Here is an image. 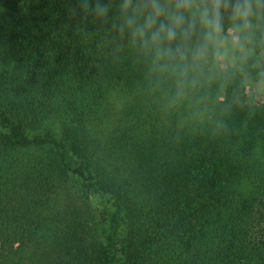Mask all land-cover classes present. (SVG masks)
<instances>
[{"label": "trees", "instance_id": "16d2710c", "mask_svg": "<svg viewBox=\"0 0 264 264\" xmlns=\"http://www.w3.org/2000/svg\"><path fill=\"white\" fill-rule=\"evenodd\" d=\"M81 3L0 0V264H264V101L169 106Z\"/></svg>", "mask_w": 264, "mask_h": 264}, {"label": "clouds", "instance_id": "9594fccd", "mask_svg": "<svg viewBox=\"0 0 264 264\" xmlns=\"http://www.w3.org/2000/svg\"><path fill=\"white\" fill-rule=\"evenodd\" d=\"M80 7L110 23L169 82V106L237 80L264 101V0H82Z\"/></svg>", "mask_w": 264, "mask_h": 264}, {"label": "rangeland", "instance_id": "374dc122", "mask_svg": "<svg viewBox=\"0 0 264 264\" xmlns=\"http://www.w3.org/2000/svg\"><path fill=\"white\" fill-rule=\"evenodd\" d=\"M245 91H246V93H247V96H248V95H249V96H252V95L250 94V88H249V85H248L247 83H245ZM255 99L260 100V99H258V98H255Z\"/></svg>", "mask_w": 264, "mask_h": 264}]
</instances>
